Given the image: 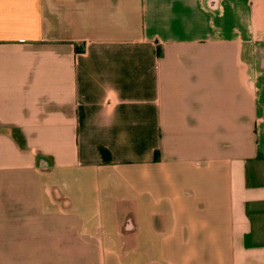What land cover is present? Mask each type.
I'll use <instances>...</instances> for the list:
<instances>
[{"label":"crops","instance_id":"obj_1","mask_svg":"<svg viewBox=\"0 0 264 264\" xmlns=\"http://www.w3.org/2000/svg\"><path fill=\"white\" fill-rule=\"evenodd\" d=\"M0 264H264V0H0Z\"/></svg>","mask_w":264,"mask_h":264},{"label":"rangeland","instance_id":"obj_2","mask_svg":"<svg viewBox=\"0 0 264 264\" xmlns=\"http://www.w3.org/2000/svg\"><path fill=\"white\" fill-rule=\"evenodd\" d=\"M103 176L100 174H94V171L90 169L78 168L62 171L59 179L63 188L65 190H75L76 192L74 193L76 196H81V192L87 190L86 193L88 195L85 194L87 195V200L94 201L95 203L97 200H100V202L97 203V206L102 207L104 210V208L108 207V204H116L118 199H120V195L122 193L124 194L127 191V188L124 184L120 183L115 185L114 183L109 182L107 185L103 179L105 176ZM92 177L100 178L94 182L91 180ZM91 193H98L99 196L103 194L104 196H101V198H96L94 195L92 196ZM81 201L82 203L83 201L85 203L86 199L81 198ZM103 216L105 217V215ZM104 219H106V217Z\"/></svg>","mask_w":264,"mask_h":264}]
</instances>
